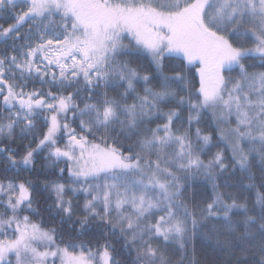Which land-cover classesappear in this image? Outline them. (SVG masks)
<instances>
[{
	"label": "snow or ice",
	"instance_id": "6c2138e0",
	"mask_svg": "<svg viewBox=\"0 0 264 264\" xmlns=\"http://www.w3.org/2000/svg\"><path fill=\"white\" fill-rule=\"evenodd\" d=\"M0 19V264H204L198 244L264 264V0H0ZM45 152L41 189L19 177ZM41 190L68 239L24 214Z\"/></svg>",
	"mask_w": 264,
	"mask_h": 264
},
{
	"label": "trees",
	"instance_id": "16d2710c",
	"mask_svg": "<svg viewBox=\"0 0 264 264\" xmlns=\"http://www.w3.org/2000/svg\"><path fill=\"white\" fill-rule=\"evenodd\" d=\"M13 22L14 21L11 20V19H0V25H2L3 27H8L9 24H11ZM3 47H4L3 45H0V48H3ZM137 63H143L146 66L148 65V61L146 59H142V60H140L138 62L134 60L133 66L134 67L137 66ZM166 63H170L172 65H175L176 63H178V58L173 57L170 60L166 61ZM248 63H257L258 64L259 61H248ZM185 71L188 72V74L190 76L194 75L196 80H197V82H198V79H199L198 73H196L194 68L193 69L185 68ZM250 71H264V69L255 68V69H250ZM168 74L169 75L172 74L171 70L168 71ZM232 74L236 75V72H233ZM197 86H198V83H197ZM36 87H40V85L37 84ZM139 87L140 86L138 85V88ZM140 90L142 91V88ZM109 95L110 96H115L116 93L109 90ZM165 110H167V109H165ZM37 123H38V125L40 124L39 121ZM72 126L76 127L75 124H73ZM151 126L155 127L154 124L151 125ZM200 127L204 131L210 132L212 134V136H213V142H216L217 133L215 131H213L212 122L210 120L206 119L200 125ZM77 131H79V129H77ZM38 138H39V135L36 136V139H38ZM30 139L23 140V141H17V143L20 145L21 154L23 152V146L29 144L30 143ZM32 147H35V144H32ZM218 150H224L225 151V155L226 156L228 155L227 149L224 148L223 144H220L219 148H212L211 149V153L208 156H202V159H204L205 162H207V160L211 157V154L215 153ZM46 156H47V153L45 152V153H43L42 155H40L37 158L36 164H35L36 171H34V172H24V173L21 174V176L19 178L20 179H24V180H28V181H32L33 184H39L41 186V189H42V186L44 184H46V183L54 182V181H57V180H61L59 175L56 174V169L47 166L48 165V161L45 159ZM2 166L3 165L0 164V167H2ZM58 167H65V165L63 163H61V164H59ZM253 171L259 177L260 173H259L258 168L254 167ZM66 178H67V173H65V180H62L61 182H66ZM240 179H241V177H239V176L234 177L233 180H232V183H239ZM244 182L247 183L246 180ZM197 183L199 184V187L191 189L189 194H191L192 192L200 193L202 191H205L206 187H210V186H206L204 184V178L203 177H201L200 180L197 181ZM258 183H259V181H258ZM243 195L249 200L250 203L255 200V191H253V192L245 191L243 193ZM51 196H52V194H51L50 191L41 190L39 192H34L33 193V197H34V205L33 206H34V208L38 209V211L40 212V215L36 216V215H32L31 213H27V212L24 213V214L30 215L31 218L35 222L42 223L45 228H56L57 229V233H58L59 236H62L65 239H68V233L72 229L73 225L61 223V220L56 216L55 209L49 210L50 206L53 204V199L51 198ZM0 211H3V208H0ZM77 211H78V214L82 215V213H79V210H77ZM75 227L78 228V225H76ZM72 238L74 240H76V242H79V238L75 237L74 234H73ZM83 239L88 240V239H90V237L85 236ZM59 242L60 241L58 239L57 243H59ZM116 247L119 248L120 245L117 244ZM239 255L240 254L237 253V256H239ZM197 256H198V258H200L204 262V264H209V262L211 260L215 259V256L211 254L210 249H208L206 247H202L199 244L197 245ZM117 258L121 259V260L126 259V257L123 256V255H121V256H119Z\"/></svg>",
	"mask_w": 264,
	"mask_h": 264
},
{
	"label": "rangeland",
	"instance_id": "374dc122",
	"mask_svg": "<svg viewBox=\"0 0 264 264\" xmlns=\"http://www.w3.org/2000/svg\"><path fill=\"white\" fill-rule=\"evenodd\" d=\"M232 75H233V74H232ZM75 202H76V201H74V203H75ZM78 203L83 204V196H81V198L79 199Z\"/></svg>",
	"mask_w": 264,
	"mask_h": 264
}]
</instances>
